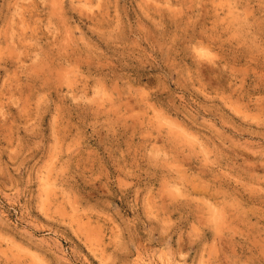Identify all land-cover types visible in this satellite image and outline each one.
<instances>
[{
    "label": "rangeland",
    "instance_id": "rangeland-1",
    "mask_svg": "<svg viewBox=\"0 0 264 264\" xmlns=\"http://www.w3.org/2000/svg\"><path fill=\"white\" fill-rule=\"evenodd\" d=\"M0 264H264V0H0Z\"/></svg>",
    "mask_w": 264,
    "mask_h": 264
}]
</instances>
